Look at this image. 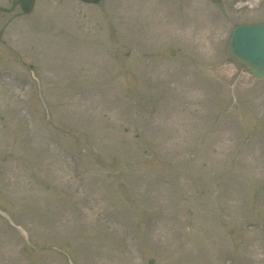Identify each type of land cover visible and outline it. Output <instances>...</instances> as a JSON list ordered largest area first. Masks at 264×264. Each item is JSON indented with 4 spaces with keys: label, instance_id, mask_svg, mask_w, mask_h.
<instances>
[{
    "label": "rangeland",
    "instance_id": "1",
    "mask_svg": "<svg viewBox=\"0 0 264 264\" xmlns=\"http://www.w3.org/2000/svg\"><path fill=\"white\" fill-rule=\"evenodd\" d=\"M264 0H0V264H264V81L228 53Z\"/></svg>",
    "mask_w": 264,
    "mask_h": 264
},
{
    "label": "water",
    "instance_id": "2",
    "mask_svg": "<svg viewBox=\"0 0 264 264\" xmlns=\"http://www.w3.org/2000/svg\"><path fill=\"white\" fill-rule=\"evenodd\" d=\"M86 1L97 3L100 0ZM20 2L25 13H29L35 4L34 0ZM232 33L228 54L246 67L254 77L264 80V23L239 25Z\"/></svg>",
    "mask_w": 264,
    "mask_h": 264
}]
</instances>
